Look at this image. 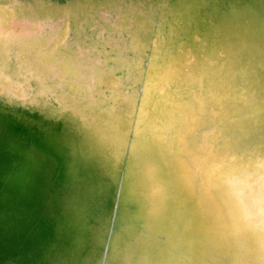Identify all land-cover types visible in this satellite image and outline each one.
I'll return each instance as SVG.
<instances>
[{
	"label": "rangeland",
	"instance_id": "obj_1",
	"mask_svg": "<svg viewBox=\"0 0 264 264\" xmlns=\"http://www.w3.org/2000/svg\"><path fill=\"white\" fill-rule=\"evenodd\" d=\"M35 1L0 0V264H264V0Z\"/></svg>",
	"mask_w": 264,
	"mask_h": 264
},
{
	"label": "bare ground",
	"instance_id": "obj_2",
	"mask_svg": "<svg viewBox=\"0 0 264 264\" xmlns=\"http://www.w3.org/2000/svg\"><path fill=\"white\" fill-rule=\"evenodd\" d=\"M15 1L19 2V0H15ZM20 1H21V0H20ZM47 1H48V0H47ZM66 1H67V0H66ZM159 1H160V0H159ZM170 1H171V0H170ZM34 2H36V1L34 0ZM19 3H20V2H19ZM19 3H18V4H19ZM30 3H32V1H31ZM47 3H49V2H47ZM159 3H160V2H159ZM20 4H21V3H20ZM20 4H19V5H20ZM27 4H28V3H27ZM43 4H44V3H43ZM45 4H46V3H45ZM55 4H56V3H55ZM24 5H26V4H24ZM52 5H53V4H52ZM58 5H59V4H58ZM161 5H162V4H161ZM115 7H116V6H115ZM158 7H159V6H158ZM116 9H117V8H116ZM119 9H120V7H119ZM221 9H222V8H221ZM108 10H109V9H108ZM157 10H158V9H157ZM104 11H105V10H104ZM94 12H95V10H94ZM110 12H111V11H110ZM112 12H113V11H112ZM156 12H157V11H156ZM13 13H14V12H13ZM168 13H169V12H168ZM108 14H109V13H108ZM99 15H100V14H99ZM114 15H115V14H114ZM159 15H160V14H159ZM97 16H98V15H97ZM166 17H167V16H166ZM101 18H102V17H101ZM84 19H85V18H84ZM106 19H108V17H107ZM112 19H113V18H112ZM156 19H157V18H156ZM89 20H90V19H89ZM101 20H103V19H101ZM46 21H47V20H46ZM98 21H99V20H98ZM98 21H97V22H98ZM109 21L112 22L110 19H109ZM34 22H35V21H34ZM49 22H50V21H49ZM58 22H60V21H58ZM93 22H94V21H93ZM24 23H25V22H24ZM80 23H81V22H80ZM80 23H79V24H80ZM157 23H158V21H157ZM38 24H39V23H38ZM70 24H71V23H70ZM82 24H83V23H82ZM88 24H89V23H88ZM99 24H100V22H99ZM113 24H114V23H113ZM158 24H159V23H158ZM49 25H50V23H49ZM49 25H48V27H49ZM89 25H90V24H89ZM108 25H109V22H108ZM108 25H107V26H108ZM53 26H54V25H53ZM78 26H79V25H78ZM93 26H94V25H93ZM95 26H96V24H95ZM109 26L111 27V25H109ZM109 26H108V27H109ZM76 27H77V26H76ZM97 27H98V26H97ZM113 27H114V26H113ZM115 27H116V26H115ZM154 27H155V26H154ZM163 27H164V26H163ZM71 28H72V26H71ZM91 28H92V27H91ZM93 28H94V27H93ZM103 28H104V27H103ZM105 28H106V25H105ZM152 28H153V27H152ZM79 29H80V28H79ZM84 29H86V28H84ZM88 29H89V28H88ZM115 29H117V28H115ZM69 30H70V28H69ZM69 30H68V31H69ZM98 30H99V28H98ZM119 30H120V29H119ZM85 31H87V30H85ZM90 31H91V30H90ZM95 31H96V30H95ZM95 31H94V32H95ZM42 32H43V31H42ZM98 32H99V31H98ZM98 32H97V33H98ZM105 32H106V31H105ZM105 32H104V33H105ZM68 33H69V32H68ZM70 33H71V32H70ZM110 33H111V32H110ZM113 33H114V32H113ZM113 33H112V34H113ZM43 34H44V33H43ZM83 34H84V33H82V35H83ZM85 34H86V33H85ZM118 34H119V33H118ZM121 34H122V33H121ZM38 35H39V34H38ZM71 35H72V33H71ZM74 35H76V34H74ZM82 35H81V36H82ZM91 35H92V34H91ZM96 35H98V34H96ZM107 35H108V34H107ZM116 35H117V34H116ZM79 36H80V35H79ZM117 36H119V35H117ZM120 36H121V35H120ZM120 36H119V37H120ZM75 37H76V36H75ZM75 37H74V38H75ZM77 37H78V36H77ZM112 37H113V36H112ZM150 37H151V36H150ZM90 38H91V36H90ZM113 38H114V37H113ZM125 38H126V37H125ZM127 38H128V37H127ZM163 38H164V37H163ZM63 39H65V38H63ZM75 39H76V38H75ZM78 39L80 40V38H78ZM94 39H96V38H94ZM101 39H102V38H101ZM106 39H108V37H107ZM118 39H119V38H118ZM120 39H121V38H120ZM123 39H124V38H123ZM86 40H87V39H86ZM96 40H98V39H96ZM111 40H112V39H111ZM121 40H122V39H121ZM67 41H68V40L66 39V42H67ZM123 41H124V40H123ZM72 42H73V41H72ZM105 42H106V41H105ZM64 43H65V40H64ZM69 43H70V42H69ZM84 43H85V41H84ZM107 43H108V42H107ZM119 43H120V42H119ZM122 43H124V42H122ZM127 43H128V42H127ZM149 43H150V42H149ZM85 44H86V43H85ZM97 44H98V42H97ZM103 44H104V43H103ZM111 44H112V43H111ZM69 45H70V44H69ZM76 45H77V44H76ZM89 45H90V44H89ZM89 45H88V46H89ZM114 45H115V44H114ZM117 45H118V44H117ZM119 45H120V44H119ZM119 45H118V46H119ZM124 45H125V43H124ZM65 46H67V44H65ZM86 46H87V45H86ZM86 46H85V47H86ZM92 46H93V45H92ZM105 46H106V45H105ZM107 46H108V44H107ZM121 46H122V45H121ZM148 46H149V45H148ZM89 47H90V46H89ZM93 47H94V46H93ZM99 47H100V46H99ZM101 47H102V46H101ZM74 48H75V47H74ZM86 48H88V47H86ZM94 48H95V47H94ZM103 48H104V47H103ZM162 48H163V47H162ZM91 49H92V47H91ZM104 49H105V48H104ZM111 49H112V48H111ZM111 49H110V50H111ZM122 49H123V47H122ZM124 49H126V47H125ZM110 50H109V51H110ZM118 50H119V49L117 48V51H118ZM129 50H130V49H129ZM86 51H87V50H86ZM92 51H94V49H93ZM95 51H96V50H95ZM95 51H94V52H95ZM107 51H108V50H107ZM101 52H102V51H101ZM131 52H132V51H131ZM133 52H134V51H133ZM10 53H11V52H10ZM13 53H14V52H13ZM84 53H85V52H84ZM92 53H93V52H92ZM92 53L90 52V54H92ZM110 53H111V52H110ZM116 53H117V52H116ZM116 53H115V54H116ZM81 54H82V53H81ZM88 54H89V53H88ZM88 54H86V55H88ZM115 54H114V55H115ZM118 54H119V53H118ZM134 54H135V53H134ZM148 54H149V53H148ZM78 55H79V54H78ZM83 55H84V54H83ZM105 55H106V54H105ZM112 55H113V54H112ZM132 55H133V54H132ZM11 56H13V55H11ZM97 56H98V55H97ZM110 56H111V55H110ZM79 57H80V56H79ZM89 57H90V56H89ZM113 57H114V56H113ZM116 57H117V56H116ZM122 57H123V56H122ZM122 57H121V58H122ZM128 57H129V56H128ZM9 58H10V57H9ZM124 58H125V57H124ZM145 58H146V57H145ZM12 59H13V58H12ZM88 59H89V58H88ZM133 59H134V58H133ZM8 60H9V59H8ZM13 60H14V59H13ZM81 60H82V59H81ZM86 60H87V59H86ZM95 60H98V59H95ZM146 60H147V59H146ZM135 61H136V60H135ZM141 61H142V60H141ZM99 62H101V61L99 60ZM132 62H133V61H132ZM107 63H108V62H107ZM107 63L105 62V65H106ZM114 63H115V62H114ZM133 63H135V62H133ZM71 64H72V63H71ZM91 64H92V63H91ZM103 64H104V63H103ZM79 65H80V64H79ZM96 65H97V64H96ZM110 65H111V64H110ZM116 65H117V64H116ZM80 66H81V65H80ZM83 66H84V65H83ZM114 66H115V65H114ZM8 67H9V65H8ZM99 67H100V66H99ZM111 67H113V66H110V68H111ZM131 67H132V66H131ZM140 67H141V66H140ZM113 68H114V67H113ZM8 69H9V68H8ZM12 69H13V68H11V70H12ZM111 69H112V68H111ZM123 69H124V68H123ZM134 69H135V68H134ZM139 69H141V68H139ZM76 70H77V69H76ZM124 70H125V69H124ZM126 71H127V70H126ZM131 71H132V70H131ZM131 71H130V72H131ZM143 71H144V70H143ZM7 72H9V71H7ZM10 72H11V71H10ZM12 72H13V71H12ZM91 72H92V71H91ZM107 72H108V71H107ZM116 72H117V71H116ZM130 72H129V73H130ZM15 73H17V72H15ZM122 73H123V72H122ZM126 73H127V72H126ZM10 74H11V73H10ZM102 74H103V73H102ZM120 74H121V72H120ZM127 74H128V73H127ZM131 74H134V73H131ZM24 75L26 76V74H24ZM90 75H92V73H91ZM90 75H89L88 77H92V76H90ZM30 76H31V75H30ZM81 76H82V74H81ZM84 76H86V74H85ZM127 76H129V75H127ZM28 77H29V76H28ZM133 77H134V76H133ZM118 78H119V76H118ZM123 78H124V76H123ZM127 78H128V77H127ZM129 78H130V77H129ZM13 79H14V77H13ZM16 79H17V78H16ZM18 79H19V78H18ZM124 79H125V78H124ZM45 80H46V78H45ZM120 80H121V78H120ZM16 81H18V80H16ZM19 81H20V80H19ZM35 81H37V80H35ZM125 81H126V79H125ZM141 82H142V81H140V83H141ZM43 83H44V82H43ZM47 83H49V82H47ZM118 83H119V82H118ZM125 83H126V82H125ZM140 83H139V84H140ZM32 84H33V83H32ZM36 84H38V83H36ZM45 84H46V83H45ZM120 84H121V83H120ZM141 84H142V83H141ZM21 85H22V84H21ZM38 85H39V84H38ZM57 85H58V84H57ZM57 85H56V86H57ZM89 85H90V84H89ZM100 85H102V84L100 83ZM29 86H30V85H29ZM122 86H123V85H122ZM23 87H24V86H23ZM31 87H32V86H31ZM34 87H35V86H34ZM131 87H132V86H131ZM25 88H27V87H24V89H25ZM125 88H126V87H125ZM61 89H62V88H61ZM126 89H127V88H126ZM129 89H130V91H131V88H129ZM134 89H135V88H134ZM29 90H30V89H29ZM102 90H103V89H102ZM26 91H27V90H26ZM37 91H38V90H37ZM41 91H42V90H41ZM52 91H53V90H52ZM56 91H57V90H56ZM104 91H105V90H104ZM104 91H103V92H104ZM44 92H47V91H44ZM54 92H55V91H54ZM58 92H59V91H58ZM90 92H91V91H90ZM33 93H34V92H33ZM33 93H32V94H33ZM55 93H56V92H55ZM128 93H129V92H128ZM128 93H127V94H128ZM26 94H28V93H26ZM38 94H39V93H38ZM33 95H34V94H33ZM35 95H36V94H35ZM50 95H51V94H50ZM103 95H104V94H103ZM0 96H2V95H0ZM9 96H11V95H9ZM30 96H32V95H30ZM30 96H29V97H30ZM41 96H42V95H41ZM12 97H13V96H12ZM14 97H15V96H14ZM24 97H25V95H24ZM27 97H28V96H27ZM32 97H33V96H32ZM94 97H95V96H94ZM7 98H8V97H7ZM44 98H45V97H44ZM46 98H47V97H46ZM2 99H3V98H2ZM15 99H16V97H15ZM17 99H20V98H17ZM26 99H27V98H26ZM8 100H9V99H8ZM53 100H54V98H53ZM22 101H23V100H22ZM46 101H47V100H46ZM24 102H25V99H24ZM24 102H23V103H24ZM39 102H40V100H39ZM41 102H42V101H41ZM43 102H44V101H43ZM43 102H42V103H43ZM23 103H22V104H23ZM45 103H48V102H45ZM29 104H31V103H29ZM49 104H50V103H49ZM51 104H52V103H51ZM36 105H38V104H36ZM113 105H114V104H113ZM54 106H55V105H54ZM24 107H27V106H24ZM33 107H34V105H33ZM59 107H60V105H59ZM33 109H34V108H33ZM38 109L41 110V109H44V108H40V107H39ZM134 109H135V108H134ZM35 110H37V109H35ZM44 110H45V109H44ZM13 112H15V111H13ZM41 112H42V111H41ZM61 112H62V111H61ZM9 114H10V113H9ZM19 114H20V113H19ZM37 114H39V113L37 112ZM11 115H12V113H11ZM17 115H18V114H16V116H17ZM20 115H21V114H20ZM41 115H42V114H41ZM12 116H13V115H12ZM17 118H18V117H16V119H17ZM45 118H47V117H45ZM133 118H134V117H133ZM21 119H23V118H21ZM30 119H31V118H30ZM49 119H50V118H49ZM76 119H77V118H76ZM26 120H27V119H26ZM39 120H40V119H39ZM46 120H47V119H46ZM57 120H58V119H57ZM24 121H25V120H24ZM24 121H23V123H24ZM20 122H22V121L20 120ZM31 122H32V121H31ZM40 122H42V121H40ZM48 122H50V121L47 120V123H48ZM26 123H27V122H26ZM35 123H36V122H35ZM47 123L45 124L46 126L51 125V124L47 125ZM52 123H55V122L52 121ZM132 123H133V122H132ZM32 124H33V123H32ZM32 124H31V125H32ZM34 126H35V124H34ZM39 126H40V125H39ZM63 126H65V125L63 124ZM43 127H44V126H43ZM49 127H50V126H49ZM51 127H52V125H51ZM56 127H57V126H56ZM56 127H54V128L56 129ZM36 128H37V127H36ZM54 128H53V129H54ZM62 128H63V127H62ZM64 128H65V127H64ZM46 129H47V127H46ZM53 129H51V130H53ZM37 130H38V129H37ZM43 130H44V129H43ZM48 130H50V129H48ZM51 130H50V132H51ZM40 131H41V130H40ZM46 131H47V130H46ZM53 131H54V130H53ZM53 131H52V132H53ZM58 131H59V130H58ZM55 132H56V131H55ZM44 133H45V131H44ZM46 133H47V132H46ZM75 133H76V132H75ZM56 134H57V133H56ZM56 134H54V135H56ZM44 135H45V134H44ZM47 135H49V134H47ZM51 135H52V137H53V134H51ZM56 136H57V135H56ZM50 137H51V136H50ZM79 137H80V136H79ZM77 138H78V137H77ZM53 139H54V137H53ZM55 141H56V140H54V142H55ZM127 142H128V141H127ZM52 143H53V142H52ZM57 143H58V142H57ZM59 143L61 144L62 141H59ZM62 145H65V144H62ZM75 145H76V142H75ZM65 147H66V146H65ZM67 148H68V147H67ZM68 149H69V148H68ZM76 149H77V148H76ZM69 152H70V150H69ZM70 153L72 154V152H70ZM73 154H74V152H73ZM73 154H72V155H73ZM75 154H76V153H75ZM77 154H78V152H77ZM77 154H76V155H77ZM124 154H125V153H124ZM74 156H75V155H74ZM74 156L72 157V160H73V159H76V157H77V156H75V158H74ZM78 157H79V156H78ZM123 157H124V156H123ZM70 160H71V159H70ZM72 160H71V161H72ZM78 160H79V159H78ZM80 160H81V159H80ZM81 161H82V160H81ZM72 162H73V163H72ZM72 162H69V163L72 165V164H74V160H73ZM77 162H78V161H77ZM77 162H76V165L74 166L75 168H77V167H76L77 164H78ZM124 162H125V161H124ZM21 163H22V161L20 162V164H21ZM82 163H83V162H82ZM24 164H25V163H24ZM71 165L69 166V164H68L69 167H71ZM80 166H81V164H80ZM69 167H68V168H69ZM25 168H26V166H25ZM80 169H81V168H80ZM80 169H79V170H80ZM83 169H84V168H83ZM24 170H25V169H24ZM68 170H69V169H68ZM68 170H67V172H68ZM72 170H73V169H72ZM84 170H87V168L84 169ZM97 170H98V169H97ZM97 170H96V171H97ZM76 171H77V170H76ZM96 171H95V172H96ZM69 172H70V171H69ZM85 172L87 173V171H84V173H85ZM89 172H91V169L89 170ZM92 172H93V171H92ZM100 172H102V171H100ZM70 173H71V176H73L72 174H73L74 172H73V173L70 172ZM74 174H76V173H74ZM90 174H91V173H90ZM96 174H97V173H96ZM96 174H95V175H96ZM14 175H15V174H14ZM87 175H88V174H87ZM91 175H92V174H91ZM118 175H119V174H118ZM74 176H75V175H74ZM74 176H73V178H74ZM81 177L84 178V176H82V175H81ZM96 177H97V176H96ZM105 177H106V176H105ZM13 178H14V177H13ZM91 178H92V177H90V180H91V182H92V179H91ZM94 178H95V177H94ZM71 179H72V178H71ZM71 179H70V180H71ZM82 180H83V179H82ZM86 180H87V179H86ZM95 180H96V178H95ZM98 180H99V178L97 179V182H98ZM105 180H106V178H105ZM121 180H122V179H121ZM76 181H77V178H76ZM87 181H88V180H87ZM108 181H109V179H108ZM117 181H118V180H117ZM69 182H71V181H69ZM97 182L92 183V185L95 184V183H97ZM72 183H73V182H72ZM99 183H102V181L99 182ZM77 184H78V183H77ZM120 184H121V182H120ZM104 185H105V182H104ZM112 185H113V184H112ZM90 186H91V185H90ZM98 186H99V185H98ZM100 186H101V185H100ZM113 187H114V186H113ZM90 188H91V187H90ZM95 188H96V187H95ZM97 188H98V187H97ZM100 188H101V187H100ZM103 189H104V186H103ZM21 191H22V190H21ZM21 191H20V192H21ZM97 191H98V189H97ZM99 191H100V190H99ZM99 191H98V193H99L98 195H100V192H99ZM101 191H102V190H101ZM113 191H114V190H113ZM119 191H120V190H119ZM71 192H72V191H71ZM113 193H114V192H113ZM67 197H68V196H67ZM73 197H74V196H73ZM74 200H76V199H74ZM117 201H118V200H117ZM73 204H74V203H73ZM80 204H81V203H80ZM117 204H118V203H117ZM121 204H122V203H121ZM121 204H120V205H121ZM68 205H70V204H68ZM127 205H129V204H127ZM130 206H131V204H130ZM133 206H134V205H133ZM69 207H70V206H69ZM69 207H68V208H69ZM74 207H76V206L74 205ZM122 207H124V206L122 205ZM122 207H121V208H122ZM66 208H67V207H66ZM71 209H72V208H70V210H71ZM76 209H77V208H75V210H76ZM79 209H80V207H79ZM82 209H83V208H82ZM70 210H69V211H70ZM77 210H78V209H77ZM134 210H135V209H134ZM69 211H68V209H67V212H69ZM87 211H88V210H87ZM123 211H125V209H124ZM72 212H73V209H72ZM77 212H78V211H77ZM85 212H86V211H85ZM130 212H131V211H130ZM123 213H124V212H123ZM69 214H70V213H69ZM80 214H81V213H79L78 215H80ZM127 214H128V213H127ZM71 215H72V214H71ZM71 215H70V216H71ZM75 215H76V214H75ZM75 215L73 214V217H74ZM88 216H90V215L88 214ZM65 217H66V216H65ZM71 217H72V216H71ZM83 217H84V219H85V218L87 219V217H85V216H83ZM108 217H109V215H108ZM108 217H107V218H108ZM125 217H126V216H125ZM78 218H79V216H78ZM89 218H91V217H89ZM100 218H101V217H99L98 219H100ZM104 218H106V217H104ZM121 218H122V217H121ZM126 218L128 219V217H126ZM66 219H67V218H66ZM66 219H65V220H66ZM74 219H75V218H74ZM84 219H82V220H84ZM69 220H70V219H69ZM72 220H73V218H72ZM108 220H109V219H108ZM122 220H123V219H122ZM63 221H64V220H63ZM79 221H80V224H81V220H79ZM104 221H105V220H104ZM123 221H124V220H123ZM131 221H133V220H131ZM66 222H67V220H66ZM68 222H69V221H68ZM72 222H73V221H72ZM85 222H86V220H85ZM85 222H84V223H85ZM124 222H125V221H124ZM134 222H135V221H134ZM64 223H65V222H64ZM103 223H105V222H103ZM128 223H129V222H128ZM76 224L79 225V222H77ZM87 224H88V223H87ZM91 224H92V223H91ZM99 224H100V223H99ZM107 224H108V221H107ZM129 224H130V223H129ZM132 224H133V223H132ZM139 224H140V223H139ZM66 225H67V224H66ZM81 225H82V224H81ZM85 225H86V224H84V226H85ZM100 225H101V224H100ZM100 225H99V226H100ZM102 225H103V224H102ZM126 225H127V224H126ZM63 226H64V224H63ZM73 226H74V225H73ZM84 226H82V227L84 228ZM105 226H106V224H105ZM121 226H123V225H121ZM67 227H68V226H67ZM80 227H81V226H80ZM82 227H81V228H82ZM90 227H92V226H90ZM97 227H98V226H97ZM97 227L95 226V229H96ZM100 227H101V226H100ZM100 227H98L97 229H99ZM102 227H104V225H103ZM119 227H120V226H119ZM72 228H73V227H71V229H72ZM88 228H89V227H88ZM88 228H85V229L88 230ZM104 228H105V227H104ZM66 229H67V228H66ZM73 229H74V228H73ZM75 229L77 230V228H75ZM91 229H92V228H91ZM97 229H96V230H97ZM100 229H101V228H100ZM105 229H106V228H105ZM119 229H121V227H120ZM78 230H79V228H78ZM65 231H66V230H65ZM67 231H68V230H67ZM84 231H85V230H84ZM88 231H89V230H88ZM92 231L94 232V228H93V230H91L90 232H92ZM101 231H102V230H101ZM103 231H104V229H103ZM106 231H107V229L105 230V232H106ZM68 232H69V231H68ZM136 232H137V230H136ZM141 232H142V230H141ZM84 233L86 234L87 232H84ZM88 233H89V232H88ZM116 233H117V232H116ZM118 233H119V232H118ZM143 233H144V232H143ZM81 234H82V233H81ZM102 234H104V232H102ZM122 234H123V233H122ZM122 234H121V235H122ZM72 235L74 236V234H72ZM77 235H78V233L76 234V237H78ZM79 235H80V234H79ZM93 235H94V234H93ZM96 235H97V234H96ZM128 235H129V234H128ZM128 235H125V236L127 237ZM88 236H89V235H88ZM112 236H113V235H112ZM74 237H75V236H74ZM76 237H75L74 239H76ZM95 237H98V236H95ZM122 237H123V236H122ZM136 237H137V236H136ZM81 238H82V237H81ZM86 238H87V237H86ZM89 238H90V237H89ZM111 238H113V237H111ZM160 238H161V237H160ZM78 239H79V237H78ZM87 239H88V238H87ZM91 239H92V237H91ZM95 239H96V238H95ZM121 239H122V238H121ZM129 239H130V238H129ZM81 240H82V239H81ZM101 240H102V239H101ZM111 240H112V239H111ZM111 240H110V241H111ZM79 241H80V240H79ZM83 241H84V240H83ZM92 241H93V240H92ZM92 241H91V243H92ZM94 241H95V240H94ZM96 241H97V240H96ZM118 241H119V240H118ZM120 241L122 242V240H120ZM128 241H129V240H128ZM131 241H132V240H131ZM73 242H75V241H72V243H73ZM87 242H89V241H87ZM101 243H103V242H101ZM110 243H111V242H110ZM119 243H120V242H119ZM89 244H90V243H89ZM92 244H93V243H92ZM87 245H88V244H87ZM93 245H94V244H93ZM120 245L123 246L121 243H120ZM74 246H75V245H74ZM79 246H82V245H80V243H79L78 247H79ZM94 246H95V245H94ZM100 246H101V244H100ZM109 246H110V244H109ZM118 246H119V245H118ZM131 246H133V244H132ZM91 247H92V246H91ZM97 247H98V246H97ZM109 248L112 249L111 246H110ZM118 248H120V247H118ZM74 249H75V247H74ZM74 249H73V250H74ZM79 249H80V247L78 248V250H79ZM88 249H89V245H88ZM91 249H92V248H91ZM116 249H117V248H116ZM119 250H120V249H118V251H119ZM74 251L76 252V250H74ZM81 251H82V249H81ZM97 251H98V250H97ZM108 251H109V250H108ZM120 251H121V250H120ZM86 252H87V250H86ZM86 252H85V253H86ZM95 252H96V251H95ZM116 252H117V251H116ZM116 252H115L114 254H117V256H118V253H119V252H118V253H116ZM89 253H90V252H89ZM108 253H109V252H108ZM133 253H134V252H133ZM68 254H69V253H68ZM119 254H120V253H119ZM87 255H88V254H87ZM89 255H90V254H89ZM89 255H88V256H89ZM95 255H96V254H95ZM99 255H100V254H99ZM74 256H75V255H74ZM79 256H80V255H79ZM84 256H85V254H84ZM90 256H91V255H90ZM97 256H98V255H97ZM81 257H83V256H81ZM81 257H79V258H81ZM85 257H87V256H85ZM92 257H93V256H92ZM106 257H107V256H106ZM114 257H115V256H114ZM67 258H68V256H67ZM73 258H75V257H73ZM79 258H77V261H78ZM83 258H84V257H83ZM93 258H94V257H93ZM107 258H108V257H107ZM65 259H66V258H65ZM91 259H92V258H91ZM105 259H106V258H105ZM72 260H73V259H72ZM89 260H90V259H89ZM93 260H95V262H96V260H97V262H98V257H96L95 259H92V261H93ZM108 260H110V259H108ZM68 261H69V259L66 261V263H67ZM80 261H81V259H80ZM110 261H111V260H110ZM78 262H79V261H78ZM78 262H77V263H78ZM104 262H106V261H104ZM62 263H64V262H62ZM91 263H93V262H91ZM98 263H100V262H98ZM52 264H53V263H52ZM54 264H55V262H54ZM60 264H61V262H60ZM79 264H80V262H79ZM103 264H104V263H103ZM111 264H113V263H111ZM114 264H115V263H114Z\"/></svg>",
	"mask_w": 264,
	"mask_h": 264
}]
</instances>
